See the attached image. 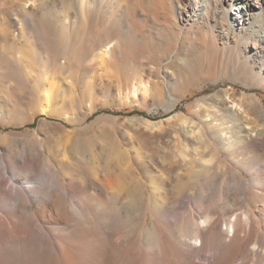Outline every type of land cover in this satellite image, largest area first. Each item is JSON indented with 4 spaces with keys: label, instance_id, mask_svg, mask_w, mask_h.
<instances>
[{
    "label": "rangeland",
    "instance_id": "1",
    "mask_svg": "<svg viewBox=\"0 0 264 264\" xmlns=\"http://www.w3.org/2000/svg\"><path fill=\"white\" fill-rule=\"evenodd\" d=\"M195 1L60 0L41 7L39 0H0V147L25 151L36 161L31 179L48 184L73 176L93 194L94 180L111 188L115 177L121 192L139 190L147 204L173 200L182 189L195 195L209 159L219 155L209 141V112L230 102L227 96L264 104V11L243 35L239 27L230 31L222 14H210L209 24L188 20ZM141 81L164 89V98L158 91L128 94ZM47 91L50 111L43 114ZM189 129L199 136L191 139ZM5 159L10 173L23 174L8 152ZM195 197L177 214L209 208V199L200 206Z\"/></svg>",
    "mask_w": 264,
    "mask_h": 264
},
{
    "label": "bare ground",
    "instance_id": "2",
    "mask_svg": "<svg viewBox=\"0 0 264 264\" xmlns=\"http://www.w3.org/2000/svg\"><path fill=\"white\" fill-rule=\"evenodd\" d=\"M39 1L45 7L60 0ZM263 5L264 0H196L188 20L209 24L210 14H222L230 31L239 27L244 35L262 22ZM79 13L73 14L75 24ZM155 89L141 81L128 94L138 99L139 93L158 91L164 98V89ZM44 97L39 109L46 114L51 95L47 91ZM227 97L222 109L209 112V141L219 155L209 159L208 176L198 178L195 195L182 189L173 200L147 204L139 190L121 192L124 185L115 177L111 188L94 180L93 194L73 176L53 184L33 180L36 161L25 151L0 147V264H264V104L252 96ZM253 110L259 112L256 119ZM5 152L24 166L23 174L10 173ZM196 195L200 206L209 199V208L177 214L183 203L196 202Z\"/></svg>",
    "mask_w": 264,
    "mask_h": 264
},
{
    "label": "trees",
    "instance_id": "3",
    "mask_svg": "<svg viewBox=\"0 0 264 264\" xmlns=\"http://www.w3.org/2000/svg\"><path fill=\"white\" fill-rule=\"evenodd\" d=\"M135 114H137V112H135ZM30 127H34V126H30Z\"/></svg>",
    "mask_w": 264,
    "mask_h": 264
}]
</instances>
